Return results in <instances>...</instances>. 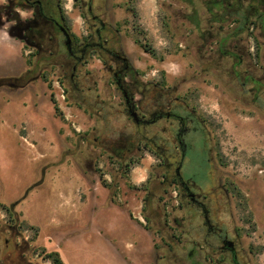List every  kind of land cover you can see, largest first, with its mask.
<instances>
[{
    "label": "rangeland",
    "instance_id": "obj_1",
    "mask_svg": "<svg viewBox=\"0 0 264 264\" xmlns=\"http://www.w3.org/2000/svg\"><path fill=\"white\" fill-rule=\"evenodd\" d=\"M34 1L0 0V264H53L51 252L65 264H225L161 159L124 156L154 136L123 111L115 62L95 51L72 79L65 38ZM214 1L103 0L104 38L128 59L137 101L148 107L156 88L203 118L196 146L206 145L212 167L204 154L183 172L235 241L239 264H264V31L231 42L245 60L236 78L215 51L238 24L210 23ZM54 2L76 43L94 39L80 0Z\"/></svg>",
    "mask_w": 264,
    "mask_h": 264
},
{
    "label": "flooded vegetation",
    "instance_id": "obj_2",
    "mask_svg": "<svg viewBox=\"0 0 264 264\" xmlns=\"http://www.w3.org/2000/svg\"><path fill=\"white\" fill-rule=\"evenodd\" d=\"M26 1L30 3V0ZM96 1L80 0L81 9H86L90 16L89 26L94 30L95 35L94 39H87L79 44L74 41L69 29L58 17L54 0H37L32 4L33 7L38 8L43 21L50 24L58 34L64 36L66 57L69 62L73 63L72 79L75 78V72L80 63L88 59L95 51H98L99 55L105 59H111L115 62L114 79L124 102L123 111L134 121L141 134H147L149 131L148 133L154 136L148 139V145H146V138L143 139L145 144L142 147L140 143L132 144L131 149H128L124 156L128 154L130 157L137 152L148 150L155 157H159L161 169L165 173L164 178L167 179L168 185L171 187L175 185L179 189L180 194L178 196H180L181 202L187 201L190 206L201 212L202 224L206 227L207 235L210 237L209 241L207 237L205 242L211 247L212 252L215 250L213 253L217 254L219 258L223 256L225 264L227 261L232 264H239V254L235 241L230 239L228 232H224L222 228L213 223L210 209H208L205 201L200 198V185L197 182L193 183V177H186L183 172L187 162L198 163L197 158L191 160V157H202L204 154L207 158L205 162L210 165V168L212 167L211 160H209L211 153L206 150V145H204V149H199L196 146L200 141L205 144L203 136L205 121L185 101L177 103L180 99L176 98L174 103L170 95L162 94L156 88H153L149 93L150 104L148 107H145L141 101H137L126 84L127 76L132 71V67L128 59L118 49L108 45L110 40L104 38V33L109 29V26L101 15V11L104 10L103 0H98V3L95 4ZM96 11L100 13L96 14ZM189 137H191V141H188ZM165 145L171 147L165 148ZM126 146L124 144L121 148L124 149ZM191 153L192 156L189 155ZM195 217L198 216L195 215ZM213 239H216L219 244L215 246ZM196 251V249H191L189 257L192 258L197 253Z\"/></svg>",
    "mask_w": 264,
    "mask_h": 264
},
{
    "label": "trees",
    "instance_id": "obj_3",
    "mask_svg": "<svg viewBox=\"0 0 264 264\" xmlns=\"http://www.w3.org/2000/svg\"><path fill=\"white\" fill-rule=\"evenodd\" d=\"M246 1L247 0H222L220 3L214 1L215 9H217L216 11L215 9L214 11H210V14L214 17V19L210 20V23L213 25L219 24V31L224 30V25L229 22L231 18L238 24V27L229 34V36L223 37L217 42L218 47L215 51L217 56L223 59V62H229L231 64V74L236 78L241 76L240 68L245 64V60L243 56L236 51L240 49V44H233L231 42L237 41L241 35L249 33V31L257 25L261 28L263 27L262 30L264 31V2L259 6H255L256 0H249L251 2L248 5H245ZM224 3H228L229 5ZM216 61L219 62V60ZM251 81L254 85L259 87L263 86L262 81H257L255 79ZM13 209L14 205L8 210L13 213ZM26 227L32 230L35 229L27 225ZM46 256L53 264H65L57 252L48 253Z\"/></svg>",
    "mask_w": 264,
    "mask_h": 264
}]
</instances>
